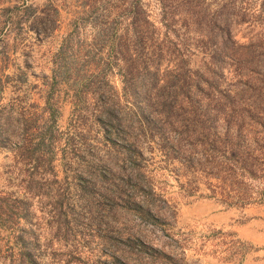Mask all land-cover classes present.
<instances>
[{
  "label": "rangeland",
  "instance_id": "374dc122",
  "mask_svg": "<svg viewBox=\"0 0 264 264\" xmlns=\"http://www.w3.org/2000/svg\"><path fill=\"white\" fill-rule=\"evenodd\" d=\"M157 96L231 121L166 151ZM0 196L38 264H264V0H0Z\"/></svg>",
  "mask_w": 264,
  "mask_h": 264
},
{
  "label": "trees",
  "instance_id": "16d2710c",
  "mask_svg": "<svg viewBox=\"0 0 264 264\" xmlns=\"http://www.w3.org/2000/svg\"><path fill=\"white\" fill-rule=\"evenodd\" d=\"M176 104V103H175ZM171 106V100L164 98V100H159V96L155 98H149L145 100V112H141L138 116L140 132H144L147 130L149 135L152 137L155 134L158 136L159 147L161 149L166 148V151L176 150L182 145L190 147L193 149V146H197L196 143H193L199 139V137H208L209 129H205L203 126L202 129L199 130L198 125L202 124H210L213 120H221L227 124L231 121V114H223L221 117L214 112L212 116L206 114V112H199L194 108H191L189 111L184 112L180 109L179 105ZM158 107V109H157ZM153 114L155 116H153ZM145 129V130H144ZM173 132L174 140L170 143H167L166 140L163 139L164 132ZM147 132V133H148ZM146 133V134H147ZM229 131L225 129L223 132L225 138H229ZM213 136L218 137L216 134L212 133ZM214 138V137H213ZM236 143H230V158H234L236 155L237 146ZM199 145V144H198ZM235 147V150L234 148ZM190 149L188 148L180 150L177 152V157L181 164H185L184 166L189 165L192 162L190 155ZM181 159V160H180ZM237 163H240L243 168L246 167L244 161L238 160L236 158ZM199 164H203L205 167H217L218 163L213 159H202L199 160ZM249 171V170H248ZM17 200H13L12 203H15ZM20 204V201H17ZM9 204L8 200L5 196H0V264H38L33 257L25 252L27 249V245L22 238L23 229L19 225L16 226L17 233L11 232L12 226L11 219H16L15 224H18L17 218H22L24 216L22 208H18V210H13L14 205ZM241 203V202H238ZM12 233V234H11ZM237 249H241V246H237ZM159 256L167 260L169 259V255L162 253L160 251ZM243 258V252H240L239 258L237 262H240Z\"/></svg>",
  "mask_w": 264,
  "mask_h": 264
}]
</instances>
